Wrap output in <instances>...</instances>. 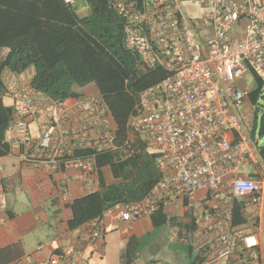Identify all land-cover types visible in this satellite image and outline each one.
Wrapping results in <instances>:
<instances>
[{
  "label": "built area",
  "instance_id": "1",
  "mask_svg": "<svg viewBox=\"0 0 264 264\" xmlns=\"http://www.w3.org/2000/svg\"><path fill=\"white\" fill-rule=\"evenodd\" d=\"M63 1L73 5L76 0ZM185 3L198 6L200 16H189ZM114 7L123 19L124 46L136 54L140 68L161 67L168 72L138 94L126 124L125 145L138 144L157 154L160 179L141 200L116 203L87 222L90 252L53 242L55 251L42 264H88L91 252L102 243L104 220L150 218L167 202L192 203L199 192L218 195L221 202L202 213L208 227L231 226L236 206L247 221L243 226L256 225L240 237L219 233L208 263L226 262L238 241L243 263L261 260L264 167L244 131L250 91L239 82L248 74L264 81V0H115ZM5 89L14 100L5 140L18 149L21 161L53 171L76 167L81 181L92 189L97 177L89 160L118 149L105 104L72 98L80 103L84 123L72 128L76 120L69 99L53 102L31 86ZM47 111L69 127L67 144L60 143L55 125L46 123ZM93 117L100 121L101 132L90 137ZM33 120L41 123L36 137L29 131ZM81 149L92 154L76 156ZM247 167L257 177H250ZM7 185L0 178V211L6 208ZM68 193L66 180L60 184L61 198Z\"/></svg>",
  "mask_w": 264,
  "mask_h": 264
},
{
  "label": "trees",
  "instance_id": "2",
  "mask_svg": "<svg viewBox=\"0 0 264 264\" xmlns=\"http://www.w3.org/2000/svg\"><path fill=\"white\" fill-rule=\"evenodd\" d=\"M81 1L88 13L78 17L77 0L73 5L63 0H0V50H9L0 58V156L9 152L5 132L14 113L12 106L2 103L6 93L1 80L4 70L20 74L32 67L31 88L53 102L76 99L82 88L94 84L115 125L118 149L94 157L96 168L108 166L115 182L106 185L98 172L99 191L70 205L69 229L99 218L116 203L141 200L160 179L155 167L157 154L138 144L125 145L126 124L138 94L168 75L161 67L141 69L136 54L125 48L123 19L114 7L115 0ZM253 78L255 86L248 100L254 108V125L261 108L259 101L264 100V81ZM263 133L262 111L260 134ZM125 150L127 155L122 157L120 153ZM91 154L81 149L76 156ZM257 154L264 167V145L257 148ZM246 223L236 206L231 226ZM132 244H127L122 258L127 259Z\"/></svg>",
  "mask_w": 264,
  "mask_h": 264
},
{
  "label": "crops",
  "instance_id": "3",
  "mask_svg": "<svg viewBox=\"0 0 264 264\" xmlns=\"http://www.w3.org/2000/svg\"><path fill=\"white\" fill-rule=\"evenodd\" d=\"M87 13L88 8L81 0H77L76 15L82 17ZM8 51L7 48H2L0 58H4ZM33 75L32 67L20 74L4 70L1 80L5 87L22 88L30 86ZM240 83L244 84V80ZM80 91L78 100L89 98L98 102V106L103 105L94 84L87 85ZM78 100H67L76 120L71 125L72 128L84 125L80 118ZM2 103L13 106L14 100L10 93L3 95ZM45 114L46 123L55 125L60 143L67 144L69 127L58 123L57 118L52 117L49 111ZM105 118L115 130L109 114ZM93 119L90 137L101 132L100 121L94 117ZM40 126L41 123L35 120L29 123L32 136L38 135ZM5 142L9 145V152L0 156V178L7 180L8 185L5 193L6 208L0 211V264H42L55 251L53 242L73 244L90 252L88 224L75 229L68 228V221L72 218L70 205L78 198L99 191L98 172L106 185L113 184L115 180L110 168L105 166L98 170L94 160H89L91 167H95L97 177L95 186L90 189L81 181V172L76 167L60 171L36 169L21 161L19 151L13 147L12 142ZM246 173L250 177H257L253 168H248ZM66 180L69 193L66 199H62L60 184ZM218 198V195L199 192L192 203L185 205L182 201L167 202L150 218L135 222L104 220L102 243L91 252L88 264H106L104 257L108 242L113 253L120 254L119 264H209L210 257L216 252L215 243L219 233L224 231L240 237L249 232L247 229L242 230L243 225L222 229L217 225L208 227L202 222V212L221 204ZM185 217L191 219L187 220ZM131 242L130 254L127 259L122 258L125 247ZM242 257L244 255L238 241L229 259L218 264H245ZM246 264H264V236L261 242V260Z\"/></svg>",
  "mask_w": 264,
  "mask_h": 264
},
{
  "label": "rangeland",
  "instance_id": "4",
  "mask_svg": "<svg viewBox=\"0 0 264 264\" xmlns=\"http://www.w3.org/2000/svg\"><path fill=\"white\" fill-rule=\"evenodd\" d=\"M183 9L189 16L196 15L197 17H199L200 14L202 13V10L198 6H192L187 3L183 4ZM253 79H254L253 75L248 74L243 79L244 84L239 82L240 87L243 88L244 86H247V89L251 91V89L255 86ZM263 91H264V83H263ZM259 107L261 108L257 112V120L254 125H253L255 121L254 108L251 106L250 102L247 104L245 108L244 119H243L244 131L247 134V136L250 138L251 142L255 145L256 154H257V148L260 149L264 145V133L260 134V117H261L262 111L264 112V100L260 99ZM120 155L122 157L127 155L126 150L122 151ZM247 168H250V167H247ZM196 212L198 213L200 211H196ZM185 219L190 220L191 217H185ZM248 227L255 228L256 225L255 224L251 225V223L250 224L248 223L246 226L242 227V230L248 229ZM104 258H105L106 264H119L120 254H118V252L113 253V251L109 248V242L107 243V246H106V252H105Z\"/></svg>",
  "mask_w": 264,
  "mask_h": 264
}]
</instances>
